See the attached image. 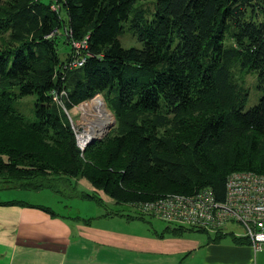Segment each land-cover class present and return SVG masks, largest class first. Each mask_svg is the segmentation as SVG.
<instances>
[{
  "label": "trees",
  "instance_id": "16d2710c",
  "mask_svg": "<svg viewBox=\"0 0 264 264\" xmlns=\"http://www.w3.org/2000/svg\"><path fill=\"white\" fill-rule=\"evenodd\" d=\"M137 1L0 0L1 188L67 191L84 178L96 194L79 197L102 192L135 208L111 214L144 220L140 203L204 188L220 200L230 173L264 174V0ZM126 27L139 47L122 45ZM242 69L261 92L248 109ZM29 94L33 120L14 107ZM98 94L115 124L81 150L55 98L71 109ZM164 222L149 223L158 237L208 232Z\"/></svg>",
  "mask_w": 264,
  "mask_h": 264
},
{
  "label": "crops",
  "instance_id": "0c3cea01",
  "mask_svg": "<svg viewBox=\"0 0 264 264\" xmlns=\"http://www.w3.org/2000/svg\"><path fill=\"white\" fill-rule=\"evenodd\" d=\"M74 224L73 233L59 215L33 206L0 204V264L264 263V249L238 243L240 235L232 229L158 237L145 228H107L81 220Z\"/></svg>",
  "mask_w": 264,
  "mask_h": 264
},
{
  "label": "rangeland",
  "instance_id": "374dc122",
  "mask_svg": "<svg viewBox=\"0 0 264 264\" xmlns=\"http://www.w3.org/2000/svg\"><path fill=\"white\" fill-rule=\"evenodd\" d=\"M156 0H138L136 2V6H143L146 9L152 10L154 3ZM60 15L62 18L66 19V14L64 10L60 11ZM120 41L123 46H135L139 47L140 42L136 39V37L130 32V30L125 28V31L120 36ZM1 42V41H0ZM79 43L76 44L78 48ZM58 51L60 56L63 57L64 52L67 51L66 47L58 45ZM74 66L76 64H73ZM246 70L242 69L240 71V77L242 78ZM245 85L249 89V97L245 102L244 109H248L254 106L261 94L260 91L256 88V80L252 74L246 73L244 75ZM99 97L103 101L104 108L106 112L112 117L108 123H106L103 127L101 133L93 135L94 137L88 142L90 144L93 141L101 140L108 136L110 131L112 130L115 119L108 108L104 97L101 94L96 95L93 99ZM35 99L34 94H29L17 99L14 103V107L20 111L26 119L33 120L35 119L33 114V102ZM85 100L78 105L72 107L71 109H64L63 105L60 102V98H55L56 106L59 108L60 111L66 116L69 124L72 127L74 137L76 140V145H78L77 140L80 137V134H85L89 132L92 134V128H90L89 122L95 117V109L92 106V101ZM109 125V127H107ZM86 131V132H85ZM73 182V183H72ZM72 187L70 190L59 188V185L56 186L57 190L53 191L50 188H43L38 191L29 190V189H19V188H1L0 187V197L1 199H11L15 198L14 200L24 201L26 203L32 205H43L50 207L59 217L64 218L65 221L70 223L73 227L72 232L74 233L75 224L74 222L78 220V218H91L92 224L100 227H107V228H120V229H136V228H145L150 229V224L152 228L156 231H160L164 228L166 223L164 221L159 220L157 217L146 215L144 220L137 219V220H127L124 216L119 214H111L114 213L116 209H123L124 213H135L134 207H125L120 206L114 203V201L108 197L106 194L102 192H98L97 195H100L102 202L96 203L94 199H86L79 197V193H89L91 195H95L96 193H92L91 191L95 190L90 183L84 179H72L71 181ZM62 186V185H61ZM96 195V196H97ZM110 213V214H109ZM150 223V224H149ZM152 229V230H153ZM233 229L234 232L241 233L242 229L237 227L233 223L227 224V229ZM193 233H199L201 235H207L209 232H202V231H192ZM210 234V233H209ZM264 264V263H263Z\"/></svg>",
  "mask_w": 264,
  "mask_h": 264
},
{
  "label": "built area",
  "instance_id": "2783aa9c",
  "mask_svg": "<svg viewBox=\"0 0 264 264\" xmlns=\"http://www.w3.org/2000/svg\"><path fill=\"white\" fill-rule=\"evenodd\" d=\"M82 61L83 58L74 64L80 65ZM92 137L87 140L78 137V147L84 150ZM138 208L162 221L207 231L225 230L228 223H233L242 229L238 235L245 238L255 251L264 249V174L250 171L230 173L220 200L210 188H204L190 195L169 194L140 203Z\"/></svg>",
  "mask_w": 264,
  "mask_h": 264
},
{
  "label": "bare ground",
  "instance_id": "6f19581e",
  "mask_svg": "<svg viewBox=\"0 0 264 264\" xmlns=\"http://www.w3.org/2000/svg\"><path fill=\"white\" fill-rule=\"evenodd\" d=\"M92 106L95 109V117L89 122L90 128H92V134L86 132L85 134L81 133L80 138L83 137V140L89 139L91 136L99 134L102 132L103 127L108 121L112 118L105 110L103 101L99 97H96L92 100Z\"/></svg>",
  "mask_w": 264,
  "mask_h": 264
},
{
  "label": "water",
  "instance_id": "95a60500",
  "mask_svg": "<svg viewBox=\"0 0 264 264\" xmlns=\"http://www.w3.org/2000/svg\"><path fill=\"white\" fill-rule=\"evenodd\" d=\"M107 127H109V125Z\"/></svg>",
  "mask_w": 264,
  "mask_h": 264
}]
</instances>
